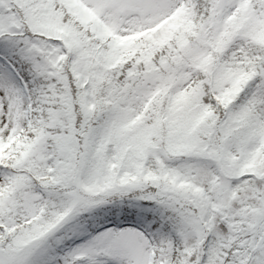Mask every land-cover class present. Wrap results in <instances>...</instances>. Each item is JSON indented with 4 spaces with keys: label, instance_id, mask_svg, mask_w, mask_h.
Here are the masks:
<instances>
[{
    "label": "snow or ice",
    "instance_id": "6c2138e0",
    "mask_svg": "<svg viewBox=\"0 0 264 264\" xmlns=\"http://www.w3.org/2000/svg\"><path fill=\"white\" fill-rule=\"evenodd\" d=\"M0 264H264V0H0Z\"/></svg>",
    "mask_w": 264,
    "mask_h": 264
}]
</instances>
